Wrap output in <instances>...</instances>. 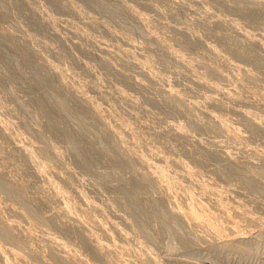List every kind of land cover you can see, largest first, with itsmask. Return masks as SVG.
I'll use <instances>...</instances> for the list:
<instances>
[{
	"label": "rangeland",
	"instance_id": "obj_1",
	"mask_svg": "<svg viewBox=\"0 0 264 264\" xmlns=\"http://www.w3.org/2000/svg\"><path fill=\"white\" fill-rule=\"evenodd\" d=\"M70 1H72L76 7L78 5L82 11H80L79 14H75L69 9L70 7H67L66 14L51 17L50 33L57 39L44 40L35 36L29 30L28 24L31 22L30 13L33 9L30 7L28 0H0V3L3 4L0 6V30H5V32L10 30L11 33L10 31L9 33L11 35L14 33L13 40L19 46L22 44L25 45L27 35L40 39L55 50L48 53L49 61L63 68H69L79 88L96 84L103 90L106 95L93 92L92 90L89 91V89L87 90V94H89L92 99H95L104 109L111 108L116 110L122 120L133 125L136 131L139 130L143 133V139H141L138 145V153H140V155L143 156V154H146L148 148L153 149V147H157L162 149L163 151H161L162 153L164 152L165 155H173L176 159L186 162L194 171H200H198V175L200 174L199 178L203 177L204 180H210L211 182L215 181V186H218L223 192L229 190L228 195L225 193L226 200L228 199L227 203L230 202L232 204L234 202L240 211L243 206L253 208L256 203L264 199V178L256 174L255 181L257 178L260 181H257L258 183L255 182L254 187H248L241 182L239 176L228 172L226 167L224 168V166L230 162L227 156L228 151H231L229 152L230 156L234 155L235 157L236 155L238 156L239 153L243 155L244 152L245 155L248 153L249 156V153H252L251 151H253L254 155L255 151V155L253 156L251 154L250 156L254 158L257 156L258 159H255H260V162L253 158L256 162L251 159L254 164H249L247 168L249 167L250 169L248 168V170L252 173L254 172L252 170H255V172L257 170H261V172L264 171V155H259L264 154V125L259 127L261 132L254 133L251 136L246 134V137L244 135V142L242 141V143L240 141L241 144L239 143V145L237 142L226 138V136L222 134L220 135L222 138L219 137V132L216 133L214 130H208L209 128L207 129L204 127L203 123L206 122V119L200 117L199 113L203 110V107H205V109H210L221 117L224 115L226 119L230 117L231 120L234 119L233 122L235 121V126L232 125L234 127H236V125L237 127L239 126V131H242L241 118H243V123L245 125H248L249 121L245 119L244 116H237L239 113L235 115L232 114L231 110L229 111L230 105H227V107L225 106V109H223L224 104L223 106L219 105V107L214 103H206L198 112L188 106L187 102V104L185 103L187 108L183 104L177 105L170 101L164 103V93L166 92L167 85L181 91L183 96L189 98V100L194 98L196 100H201L205 95H209V88L204 89L205 87L202 88L196 84H193L194 87H192V81H189V79L191 80V78L199 77L217 86L224 87L227 90H231L233 87L234 89L235 87H239V91L242 93L241 95L244 96H251L253 94V97L259 98L264 95V72L253 66L252 62L245 56H239L237 51L238 49L242 50L246 55H255L257 54L256 47H243L244 45L239 41L240 37L238 36L239 38H237L236 35L234 36L228 27H225L224 24L223 26H217L210 21L211 18L209 16L225 17L240 25L237 15L239 8L227 3L226 0H197V5L189 4L188 0H137L140 6L137 7V4H133L134 12L148 19V24L145 26H142L138 21L141 29V32H138L133 29L116 28L114 25L108 23L103 16L98 15V13L88 5L86 0H68V3ZM2 6H5V8H2ZM243 28L249 32L264 33V28H260L259 26L246 25ZM186 33L189 35H186ZM150 35H158L161 41L158 42L153 40ZM185 35L188 41L192 42L191 44L187 41L185 42ZM223 35L224 38L221 37ZM191 39L193 41H191ZM133 45L141 46L144 49L136 48L140 50L135 49L134 51H137L135 54L138 56H142L144 53L145 59L150 62L149 68L153 70L156 76L155 78L149 79L147 77L148 79L145 80L144 75H140L138 72L139 70L133 66L132 63L142 61L139 60L137 56H131L128 52L129 49H131L130 46L133 47ZM4 51H9V47H4ZM167 52H172L174 55L189 61L191 67L188 65H184V67L181 66L176 61L172 60L167 55ZM138 53L141 54L139 55ZM31 59L38 65L42 62L41 56L37 54L31 55ZM227 62L237 63L239 66L251 69L253 73L252 77L249 80L243 79L241 74L229 70L224 65ZM211 67L215 68L218 72L216 71V73H213ZM29 68H27V65L26 68H20L21 73L19 74H23L24 72L28 77L25 74L20 75L19 85H17L18 82L15 83L16 85L14 83L11 84L12 82H9V80H7L6 83H2L5 82L6 79L4 80L1 78L4 80H0V82L2 81L0 83L1 117L7 121H12L16 126L14 127L17 130L14 129L16 132L29 137L36 146H41L38 156L51 165L53 169L59 170L65 175L67 181L56 177L54 178L61 193L70 196L74 201L75 195L78 192L84 193L90 202L102 207V214L108 220L116 221V224L131 237L132 241L131 239L129 241H131L132 244H129L131 242L127 243L129 247H132L134 250L132 245L133 243L135 245L136 242V246L138 247L144 245V248H147L155 258L156 264H164L161 260L159 239L156 241L151 239L148 240L145 234L142 232L139 233V231L137 232L127 208L117 203L120 194L116 191V186L121 185L123 181L128 179L139 182L144 177V169L141 164L136 162L132 171L123 168L119 174L120 178H117L112 175V166L110 165L109 167V163H107L105 158L98 156L91 163L90 171H87L83 164L75 160L73 154L68 150L67 143L50 132V129L47 127L49 126L47 124L48 120L45 121L44 117V120H42V116L37 113L38 111H36L34 106L35 103H33L30 98L31 95H29L30 97L27 95L28 93L30 94L28 87L31 80L29 79H32L35 73V71H31L33 70L31 67ZM44 68L47 70L45 76L47 78L52 77L47 67L44 66ZM3 71L6 72V69L5 66L3 67L0 59V73H3ZM219 73H223L225 76ZM134 81H138L140 84L136 85ZM149 81L151 83H149ZM21 82H26L25 84L28 83L29 85L27 84L25 86V84H20ZM14 85L15 89L12 88ZM21 85H24V88ZM25 87L28 89V92L25 91ZM22 89H24V92ZM26 95L31 99L33 106L30 105V100H28L29 103L27 102ZM106 99L109 100V103L107 102L108 104L104 102ZM163 100L164 102H162ZM242 104L243 103H241L242 107L239 106L240 103L235 105L236 107L231 105L230 109H232V111L234 108L238 109V107L242 109L244 108ZM251 105L247 107L248 111L254 113L255 116H264L263 107L255 104L253 106ZM32 107H34L35 110H33ZM56 119L63 126L64 121H68L70 126H72L71 129L76 126L75 116H71L70 119L56 116ZM84 120L90 122L85 118ZM231 120L230 123H233ZM181 125L186 128L187 131H185L186 134L184 135L188 137L183 136L182 133L180 134L178 130L177 133L175 132L176 127H180ZM169 126H172L174 130ZM37 133L39 134L37 135ZM225 138L228 140L222 141V139L224 140ZM213 140L216 142H212ZM229 140L230 142H228ZM60 141L63 142L61 143ZM219 141L222 146L217 143ZM233 142L241 147L237 148L236 144H232L235 146L233 147L231 145ZM216 143L218 146L215 145ZM103 144H105L104 141ZM9 146L10 144L7 142V139L0 136V162L9 170L17 167L20 168L15 176L19 177L21 180H28L29 183H31L28 188L26 187V194H28V197L35 198L40 195L41 186L43 184L42 180L38 181L34 175L32 176V172L30 173L31 170L28 171V169H30L29 166L27 168V164L24 165L26 161L22 159L23 157L20 156L19 153H15V155L9 153ZM53 149L60 152L61 156L59 158L52 155L50 150ZM239 149L240 151L243 150V152H240ZM226 150L227 152L225 153ZM221 153L226 157H223ZM245 155L243 156L245 157ZM243 156H240L241 158H236L241 160L244 158ZM260 156L263 158V163L261 162ZM196 158L200 161L196 160ZM257 162L259 163L257 164ZM220 170L223 172V175L219 172ZM254 174L255 173H253V175ZM151 192L152 190L148 189L147 193H145L147 197H145V194L143 196L145 198L150 197L152 200L157 199L158 197L155 194H150ZM0 197H2L3 202L5 201L7 204L12 201L1 190ZM180 197V195L176 197L178 202ZM181 198L180 202L184 201V199ZM200 199L203 200L201 202L208 208V210L206 209L207 213L213 211L212 213L209 212L212 216L216 212L213 207L214 204L212 203L213 205H211L210 199L208 200L206 198L205 200L203 196H201ZM36 208L40 213L45 212L47 214L48 212V208L42 204L37 205ZM89 212L92 213V211ZM6 214L7 216H12L7 212L5 215ZM218 214V212L214 214L213 220L218 224H222V226H226L225 219ZM34 223H36L35 230L40 231L41 228L46 229L53 236H57L68 247L79 250V253L87 264H107L103 262L104 260L101 256H95L96 254L93 252V249L91 251L90 246L88 247V245L82 243V235L74 228L69 229V231L61 229V223L58 220L54 222L55 225H44L47 223L40 224L35 221ZM155 227H153V233H156ZM198 229H196L198 231L197 234H201L200 232H202V230L200 228ZM242 237L246 238L245 233ZM206 238L207 240L204 238L205 243L200 244L199 247H204L206 244L212 245L216 241H218L216 242L217 244L221 241H225V239H220V241L219 239L216 241L213 239L212 241L210 237ZM231 238L233 240V236H231L230 239ZM208 239H210L209 243ZM117 241L121 243L118 239ZM39 243V240L29 241L24 247H29L33 250L38 249ZM216 243L215 245H217ZM39 251L44 254V258L42 257L43 259H41V261H38V258L32 256V258H28V255V260L20 264L67 263L66 261H62L61 257H55V254L48 251V249L42 248L39 249ZM110 257L113 261H118V256L113 255ZM184 259H182L179 264H200L198 259L189 261V259L186 258L185 263ZM43 261L47 262L44 263ZM130 263L139 264L134 261ZM0 264H3L1 258ZM146 264L153 263L146 262ZM173 264H175V262H173Z\"/></svg>",
	"mask_w": 264,
	"mask_h": 264
},
{
	"label": "bare ground",
	"instance_id": "obj_2",
	"mask_svg": "<svg viewBox=\"0 0 264 264\" xmlns=\"http://www.w3.org/2000/svg\"><path fill=\"white\" fill-rule=\"evenodd\" d=\"M196 1L197 0H188V3L191 5H197ZM1 5L3 4L0 3V6ZM67 7H70L69 9H71L72 12L75 14H79L80 11H82L81 8L78 7V5L76 7V5L73 4L72 1L68 3ZM2 8H5V6H2ZM134 13L136 14L137 19L142 26L148 24V19L141 17L139 13ZM209 17L211 18V20H209L213 24H216L217 26H223L224 24L225 27L229 28V30L234 36L236 35L237 38L240 37L239 41L241 42V44L244 45L243 47H256L257 54L255 55H246L242 50L237 49L238 55L245 56L247 59L250 60V62H252L253 66L264 72V34L259 32L254 33L252 31L249 32L243 27H241V25L237 24V22H233L232 20L227 19L225 17ZM133 30L141 32L140 27ZM7 31L5 32V30H0V59L2 61L3 67L5 66L6 69V72L3 71L4 74L2 72L0 73V80H2L1 78H3L4 80L6 79L5 82H2L4 80H2L1 82L6 83L7 80H9V82H12L11 84H15L18 82L17 85H19L20 75L25 74L22 70L21 71L23 72V74H19L21 73L20 68H26L27 65V68L31 67L33 69L31 71H36V67L38 64L31 59V55H40L43 65L47 67L50 74L52 76H55L58 79L59 83L63 85L67 91H70L80 100H82L84 102V106L88 108L95 115L96 119L99 120L105 126L108 133H111V137L113 138L111 142L115 143L116 141H119L120 147L123 150L121 153L122 158H126L129 161L135 160L136 162L140 163L142 168L144 169V177L145 174H147V177L150 178V181L154 182L155 189L160 190L164 193L163 197L157 196L158 198L155 200H152L150 197L148 198H150L151 200L145 198L147 197L145 193H147L148 189L152 190V183L146 181L144 177L139 182L128 179L123 181L121 185L116 186L115 189L120 194L119 198L117 199V203L122 204L127 208L131 220L133 221V224L137 229V232L139 231V233L142 232L143 234H145L148 240L151 239L156 241L157 239H159V235L157 232L153 233V227L156 226L158 220L162 219L168 213H172L173 215L179 216L182 220H184V223L186 225L190 224L194 229L200 228L203 232V234L202 232H200L201 234H199L200 238L202 239L205 238L207 240L206 237H210L212 241L213 239H215V241L218 239L219 241L220 239H225V241H221L219 244L216 243L218 241H214L217 245H228L236 239L243 238L242 235H244V233L236 231V223L241 211L240 209L238 210V206H236L234 202L232 204L230 202L227 203L228 199L226 200L225 197V193H227V195L229 194V190L227 188L226 189L228 191L223 192L218 186H215V181H213V184V182H211L210 180H204L203 177H200V179V174L198 175V173L200 172L199 170V172L194 171V169H192L186 162L176 159V157H174L173 155L167 156L164 152L163 154V150L160 148H148L146 154H143V156L140 155V153H138V145L141 142V139H143V133H141L139 130L136 131L133 125L125 122V120H122L116 110L111 108L104 109L102 106L99 105V103H97L95 99H92L91 96L87 94V90L91 89L93 92L106 95L103 90H101L96 84L88 85L84 88H79L76 85V81L73 78V75L71 74L69 68H63L49 61L48 53L55 51L51 46L47 45L36 37L34 38L28 35L26 38L25 45L22 44L21 46H19L13 40L14 33L11 35V31L9 30L10 33L9 31ZM186 35L189 34L186 33ZM186 35L185 42L187 41L189 44H191L192 42L188 41ZM150 37L155 41H161L158 35H150ZM221 37L224 38V35ZM191 41L193 40L191 39ZM7 46L9 47V51L5 52L4 47ZM130 48L131 49H129L128 51L130 55L137 56L139 60H142L141 62L132 63L133 66L139 70V73H142L149 79L155 78L156 76L153 73V70H150L149 68L150 62L145 59L144 53L141 52L143 53L142 56H138L137 54H135L137 53V51H134L136 48H143L138 45H133V47L130 46ZM167 55L181 66L184 67V65H188L189 67H191L189 61L181 58L180 56L178 57L172 52H167ZM224 65L229 70L241 74L243 79L249 80L253 75L251 69L239 66L237 65V63L235 64L233 62H227ZM211 71L213 73H216L217 70L211 67ZM219 74L225 76V74L223 73ZM25 75L27 76V74ZM33 77L32 79H29L31 80L30 85L27 83L29 85L28 89L30 92V94L28 93L27 95H31V97H29L32 99L33 103H35L34 106L36 108V111H38L37 113L42 116V120H48L47 124L49 126L47 127L50 129V132H52L54 136L58 137L61 140H64L67 143L68 150H70V152L73 154L75 160L80 164H83L87 171H90V167L92 165L91 163L96 159V157L101 156L105 158L107 163H109V167L110 165L112 166V175L116 176L117 178H120L119 174L124 167L115 162V158L111 152L109 144H103L104 139L99 136L97 129L92 127V123L85 121L82 115L76 114V111L78 110H73L70 106L60 104L59 109L56 113V116L64 119H70L71 116H75L76 126H74L72 129V126H70V124V127H65L61 125V123L58 122L56 118L50 119L49 116L45 114L46 111L50 112L51 109L47 108V105L43 103L41 96L38 95V86L34 74ZM189 81H192L191 85L196 84L198 86H201L202 88L205 87L204 89L209 88L210 91L207 89L209 91V95H205L201 100H196L195 98V100H189V98L183 96L181 91L172 88V86L170 87L169 85H167L166 92L164 93L165 102L164 100L162 102L167 103V101H170L177 105H185V103L187 102L188 106H190L194 111L201 110V108L206 103H214L218 106H223L224 104V108L222 107L223 109H225V106L227 107V105L235 106L238 105V103H240L239 106L242 107L241 103H243V106L245 103L249 104V106L251 104L259 105L263 107L262 110L264 111V95L260 96L259 98L253 97V94L251 96H244L241 95L242 93L239 91V87H235L236 90L234 89V87L232 88L233 90H227L226 88L217 86L211 83L210 81H206L201 77L191 78V80L189 79ZM25 83L26 82H21L20 84ZM134 83L136 85L140 84V82L138 81H134ZM27 84H25V86ZM15 85L14 87H12L13 89H15ZM21 86H23L24 88V85ZM192 87H194V85ZM28 89L26 88L25 91H27ZM23 90L24 89H22V91ZM28 96L27 102L29 103L28 100H30V105H32L33 103H31V99H29ZM104 102L105 104L107 102L109 103V100L106 99V101ZM230 106L229 111L231 110L232 114L235 115L239 113L237 116H244L245 119H247L252 125H255L256 129L264 125V116H261L263 119L260 116H255V114L248 111L247 108H242L243 111H241V109H239L240 107H238V109L234 108V110L232 111V109H230ZM32 108L33 110H35L34 107ZM204 109L205 107H203V110L201 112L198 111L200 113V117H204L206 119V122L203 123L204 127H206L207 129L209 128L208 130H214L216 133L219 132V137H221L220 135L222 134L223 136H226V138H229L232 141L237 142L238 144L240 143V141L242 142L244 140V137L240 136L241 130L239 131V126L237 127L236 125L237 128L234 127V119L231 120L230 117H227L228 119H226L225 115H222L223 117H221L220 115L216 114V112L214 113L210 109ZM230 120L233 123H230ZM14 127L16 126L12 121H7L0 115V136L7 139V142H9V153H13V155H15V153H19L20 156L23 157L22 159L26 161V163L23 161L25 163L24 165L27 164V168L29 166L30 169H28V171L31 170L30 173L32 172V176L34 175L35 178H37L36 180L38 181L42 180L43 184L41 186L40 195L36 196L35 198L28 197V194H26V187L28 188L31 183H29L28 180H21L19 177L15 176V174L19 171L20 168L17 167L9 170L6 169V167L3 166L0 162V190L4 192L10 200H12L10 203L7 204V202L4 201V203L3 198L0 197V242L5 241L6 239L8 241L14 240L24 246L25 244L29 243V241L39 240L40 243L38 245V249L33 250L28 247L30 253V257L28 256V258L35 257L39 259L38 261H41V259L44 258V254L43 252L41 253L39 249L45 248L55 254V257L59 256V258L61 257L62 261H66L69 264H87L79 253V250H75L71 247H68L57 236H53L46 229L41 228L40 231L35 230L36 223H34V221L40 224L47 223L44 225H55L54 222L58 220L61 223V229H66L69 231V229L74 228L75 230H77L80 235H82V243L88 245V247L90 246L91 251L93 249V252L96 254V257L101 256L104 260V263L131 264L130 262L133 263L134 261L139 264H146V262L156 264L155 258L152 256V254L148 251L147 248H144V245L138 247L136 246V242L135 245L134 243L132 245L134 250L132 249V247H129L127 243L132 241L131 237L126 234L125 231L118 224H116V221L108 220L102 214V207L93 202H90L86 198L84 193L82 194L78 192L75 195V201L70 198V196L61 193L54 178L56 177L58 179L67 181L65 175L62 174L59 170L53 169L51 165H49L40 156H38L41 146L38 147L33 144L29 137H26L25 135L23 136V134L16 132L17 130ZM169 127L174 130L172 126ZM177 130L180 134L182 133L183 136H186L184 134H186L185 131L187 130L186 128H184L183 125H181L180 127H176V133ZM38 134L39 133H37V135ZM226 138L224 140L222 139V141H225ZM212 142H214V140ZM228 142H230V140ZM217 143H219V145L221 144L220 141ZM217 143L215 145L218 146ZM232 144H234V142L231 143V145ZM234 145L232 146L235 147ZM239 145H237V148L241 147ZM50 151L52 155L57 158L61 156L60 152L56 149ZM226 152L227 150L225 151V153ZM229 152L231 151H228V155H226L228 156L230 162H228V164L225 165L224 168L226 167V170L228 172L239 176L243 184L248 187H254L255 182L260 181L258 178L255 181L256 174L257 176L264 178V171L261 172V170H257L255 172V170H252L254 171L253 173H255L253 175V173L248 170L249 167L247 168L249 164L252 165L254 164V162L260 160L255 159L257 158V156L255 158L250 156L251 154L253 155V151H251V154L249 153V156L248 153L246 154L249 159L246 157L245 152L243 153L245 157L240 153L238 155L239 157L236 155L237 158H241L240 156H243L244 158L242 159L244 160L237 159L234 155H231V157L229 155ZM240 152H243V150ZM197 158L196 160H198ZM251 159H253L254 162H252ZM262 159L263 158H261V162L263 163ZM259 162H257V164ZM219 172L221 174L223 173L221 172V170ZM215 187L219 188L220 190ZM144 194L145 197L143 196ZM178 195H180L184 199V201L180 202V197L179 203L176 198L178 197ZM201 196L205 197V200L206 198L208 200L210 199V203L211 205L214 204L213 207L215 208L216 212L219 213L218 215H221L225 219L226 226H222V224H218L213 220V216L216 213L215 211L212 216L210 213H212L213 211H209L210 213L206 212V209L208 210V208L205 207L203 202H201L203 201L200 199ZM161 200L163 201V204H161ZM40 204L48 208V212L46 211L47 214L45 212L40 213L38 211L36 207ZM89 211H92V213H90ZM6 212L8 214H11L13 217L7 216V214L5 215ZM231 236H233V240L232 238L230 239ZM117 239L121 243H119ZM130 239L131 241H129ZM209 240L210 239H208V243ZM129 244L131 245L132 242ZM113 255L118 256V261L112 260L110 256ZM0 258L4 261L5 256L0 255ZM28 258H24L22 255L19 258V264L22 262H26ZM192 260L194 259H189V261ZM43 262L46 263L47 261Z\"/></svg>",
	"mask_w": 264,
	"mask_h": 264
},
{
	"label": "clouds",
	"instance_id": "obj_3",
	"mask_svg": "<svg viewBox=\"0 0 264 264\" xmlns=\"http://www.w3.org/2000/svg\"><path fill=\"white\" fill-rule=\"evenodd\" d=\"M226 2L239 8L237 15L241 27L248 25L264 28V0H226ZM28 3L33 9L30 13L29 30L44 40L57 39L50 33V20L52 16L66 14L68 0H28ZM87 3L98 15L103 16L116 28L137 29L140 27L137 16L133 12V4L140 6L137 0H87ZM46 71L41 62L34 73L38 95L41 96L47 108L51 109L45 114L50 119H55L60 104L78 110L76 114L89 120L92 127L97 129L99 136L106 144H109L115 162L132 171L136 161L122 158L123 150L119 141L112 143L111 133H108L105 126L84 106V102L67 91L55 76L47 78ZM140 75L143 74L140 73ZM144 79L147 80V76H144ZM247 107L249 104L244 105V108ZM241 124L240 136L245 134L251 136L261 132V129H256L250 122L245 125L243 118H241ZM64 126L68 127L69 122L64 121ZM144 179L152 183L150 194L163 197L164 193L155 189L154 182L150 181L147 174ZM160 202L163 204L162 200ZM155 231L159 235L161 260L164 264H173V262L179 264V261L184 258L198 259L200 264H264V199L256 203L253 208L242 207L236 223V231L245 233L246 238L236 239L228 245L206 244L204 247H199L200 244L205 243V240L200 238L197 230L190 224L186 225L184 220L172 213H168L157 221ZM29 254L27 247L14 240L6 239L0 242V255L5 256L3 264H19V258L22 255L27 258Z\"/></svg>",
	"mask_w": 264,
	"mask_h": 264
}]
</instances>
